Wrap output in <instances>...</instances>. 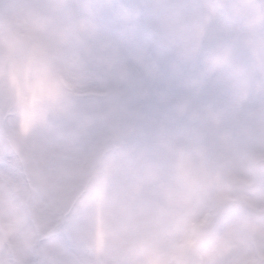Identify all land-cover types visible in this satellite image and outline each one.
Listing matches in <instances>:
<instances>
[{
	"label": "clouds",
	"instance_id": "9594fccd",
	"mask_svg": "<svg viewBox=\"0 0 264 264\" xmlns=\"http://www.w3.org/2000/svg\"><path fill=\"white\" fill-rule=\"evenodd\" d=\"M0 264H264V0H0Z\"/></svg>",
	"mask_w": 264,
	"mask_h": 264
}]
</instances>
